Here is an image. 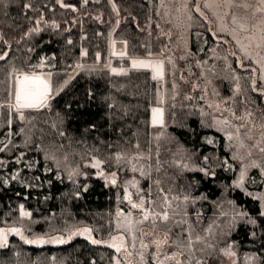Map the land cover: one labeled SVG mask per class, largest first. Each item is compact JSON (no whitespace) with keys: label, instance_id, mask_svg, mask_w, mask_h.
I'll return each instance as SVG.
<instances>
[{"label":"trees","instance_id":"1","mask_svg":"<svg viewBox=\"0 0 264 264\" xmlns=\"http://www.w3.org/2000/svg\"><path fill=\"white\" fill-rule=\"evenodd\" d=\"M116 1L125 19L115 34H124L131 41L129 53L156 52L153 37L141 32L136 22L146 21L152 0ZM62 2L75 10L62 7L57 0H0V55L4 56L0 59V103L13 98L18 74L50 72L56 85L85 66L46 107L2 109L0 226L18 223L30 235L56 233L68 238L65 243L35 246L12 237L9 246L0 250V264H115L113 248L92 244L73 233L83 225L90 226L102 241L115 233V217L127 209L125 181L138 159L135 155L143 152H150L142 161L146 165L154 167L158 159L162 161L137 176L147 195L156 198L164 189L177 197L188 196L178 199V208L171 209L173 219L178 220H169L167 225L174 242L184 239L187 232L183 228L189 225L196 234L207 229L223 204L228 207V219L235 211L241 213L227 223L226 240L234 242L239 253L254 254L264 264V213L254 196L264 187L259 170H251L245 189L236 186L239 164L227 137L203 118L194 106L200 105L194 103V96L186 102L178 97L183 100L177 101L176 123L168 127L173 141H157L159 128L151 118L163 90L161 81L150 69L113 73L105 67L115 21L109 0ZM97 8L101 9L98 18L94 14ZM212 42V32L207 29L190 31L189 48L194 55L203 58ZM186 65L180 62L178 71H185ZM189 80L192 77L183 83L178 79L181 93L194 94ZM180 153L189 166L175 163L180 161ZM95 161L106 172L116 174V183L108 184L104 175H97L92 167ZM152 200L159 204V199ZM177 223L181 235L174 230ZM194 246L204 248L203 244ZM193 255V262L211 264L214 252L209 249Z\"/></svg>","mask_w":264,"mask_h":264},{"label":"rangeland","instance_id":"2","mask_svg":"<svg viewBox=\"0 0 264 264\" xmlns=\"http://www.w3.org/2000/svg\"><path fill=\"white\" fill-rule=\"evenodd\" d=\"M152 2L146 21L136 22L138 29L147 33L148 37H153V45L158 47H155L156 52L131 55L129 53L130 47L132 48L131 41L129 42L124 34H115L125 16L121 14L117 1L109 0L115 13V21L109 33V56L105 67L111 68V71L116 69V73H121V69L127 71V68H133V60L146 61L151 65L145 69H150L154 78L163 84L159 104L154 107L160 111H152L151 118L152 124L159 128L156 134L159 142L173 141L169 139L168 127L176 123V110L179 106L177 101L184 98L186 102L193 96L196 97L194 103L200 102V105L194 106L201 112L203 118L226 135L229 147L239 164L236 186L245 189V182L251 170L258 169L264 178V3L262 0H152ZM198 9L206 13L210 22L207 23L200 16ZM81 12L78 11V14ZM94 14L98 18L101 9L97 8ZM194 28H204L212 32V45L203 58L194 55L189 48L190 31ZM119 42L124 44L122 52L116 50ZM230 48L232 55L238 58L229 55ZM115 60L118 64H115ZM182 61L187 63V69L179 72L177 68ZM160 65H162V73L158 75L157 66ZM84 67L80 66L71 72L68 79L61 84L54 85L47 81L51 89L47 104L65 83ZM42 73L45 72L18 74L15 92L23 76H38L45 79ZM176 77L182 80V83L192 77L193 80H189L191 82L188 84H191L194 94L181 93ZM15 92L13 98L0 103V116L4 108L18 110L14 107ZM27 109L39 108H25L18 111ZM160 120L162 123L154 122ZM144 156H150V152L135 155L138 159L132 163L131 175L125 181L123 200L126 201L127 209L125 212L120 210L117 213L115 233L109 239L102 241L94 236L90 226L83 225L78 227L74 236L89 241L95 239L100 241L98 244L113 248L117 255L115 264H208L209 261L204 262V260L195 263L191 257L194 256V252H209V249L214 252L211 264H259L254 254H241L234 242L226 240L227 223H233L241 213L235 211L236 213L228 219L229 214L226 213L228 207H222L223 204L220 205V211L214 222H210L207 229L201 228L199 234H196L189 225L188 228H183L187 232L184 233L186 234L184 239L174 242L167 225L169 220L178 222L177 219H173L175 214L171 209L178 208L175 202L178 199L180 201L181 197L167 194L164 189L160 190L161 194L156 198L145 193L137 176L157 167L162 161L158 159V164L152 167L153 164L146 165L142 162ZM179 159L180 161L175 162L178 166H189L188 159L182 153ZM96 171L97 175L103 172L108 184L116 179V174L106 172L102 169L101 163ZM254 196L260 200L264 213V187L255 192ZM182 197L181 199L188 198L186 195ZM152 199H159V204H155ZM134 204L143 206L133 207ZM24 212L26 211H22ZM165 213L168 216L167 220L162 219ZM146 215L147 219H145ZM13 228L19 229V234L8 231ZM0 229L7 234V246L12 237H18L25 244L35 246L58 244L50 241L54 239L65 241L68 238L56 233L30 235L18 223L0 226ZM84 229L91 231L84 235L78 234ZM174 230L178 232L177 235H181L178 223L174 226ZM38 239L46 242L43 244L25 242ZM196 243L203 244L204 248L196 250L194 246ZM7 246L0 247V250Z\"/></svg>","mask_w":264,"mask_h":264},{"label":"snow or ice","instance_id":"3","mask_svg":"<svg viewBox=\"0 0 264 264\" xmlns=\"http://www.w3.org/2000/svg\"><path fill=\"white\" fill-rule=\"evenodd\" d=\"M58 3H61L62 7H67V8H73L74 7L72 5H67V4H63L62 0H57ZM83 2L85 4H87L89 2V0H83ZM262 3H264V0H262ZM24 7H30V5H24ZM69 43H71V41H69ZM4 55H7L6 53ZM82 55H87L86 52L82 53ZM120 55H124V53H120ZM0 59H4V56L0 55ZM151 65L146 62V61H137V60H133L132 61V67L133 68H147L150 67ZM112 71L114 73L117 72L116 69H112ZM124 69H121L120 72H124ZM162 73V65L157 66V74L160 75ZM31 85V86H29ZM51 89L50 86L47 82V80L42 79L41 77L38 76H28L25 75L23 76L22 79L19 80V87L17 88L16 92H15V105L14 107L16 109H25V108H41V107H46L47 106V100L49 97V93H50ZM154 112H159V109H154ZM154 122H160L162 123V120L160 121H154ZM209 143H212V141H208ZM0 151H2V149H0ZM208 157H205V160H207ZM100 161H96L92 167L95 168H99L100 167ZM99 175H103V172H100ZM115 175V174H113ZM13 179H15V177H13ZM112 183H115V180H112ZM127 198V197H126ZM143 205H133V207H142ZM22 215H29V213L24 212L22 213ZM147 215L145 216V219H147ZM163 220H167L168 216L165 213L162 217ZM8 231L14 232L19 234V229H9ZM90 229H84L83 232H80L78 234L80 235H84L85 233L90 232ZM77 233H73V235H76ZM69 239H71V237H69ZM26 243H30V244H43L46 241H44L43 239H38V240H26ZM52 243H65L66 241H64L63 239H54L52 241H50ZM166 242V241H165ZM91 243L92 244H98L100 243V241H97L95 239H91ZM7 246V234L4 230L0 229V247H5ZM114 246V245H113ZM117 251H119V249L117 248Z\"/></svg>","mask_w":264,"mask_h":264},{"label":"water","instance_id":"4","mask_svg":"<svg viewBox=\"0 0 264 264\" xmlns=\"http://www.w3.org/2000/svg\"><path fill=\"white\" fill-rule=\"evenodd\" d=\"M197 12L200 14V16L208 23L210 22V19L209 17L206 15L205 12H203L202 10H197ZM116 50L119 51V52H122L124 50V44L122 42H119L117 43L116 45ZM230 52L232 54V50L230 48ZM42 76L49 82L51 83L52 82V74L50 72H45V73H42Z\"/></svg>","mask_w":264,"mask_h":264}]
</instances>
